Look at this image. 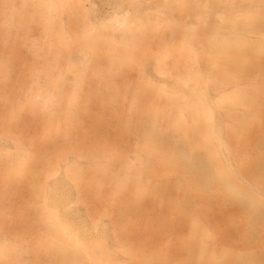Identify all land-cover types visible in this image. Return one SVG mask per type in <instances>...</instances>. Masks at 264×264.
Listing matches in <instances>:
<instances>
[{
	"label": "bare ground",
	"instance_id": "bare-ground-1",
	"mask_svg": "<svg viewBox=\"0 0 264 264\" xmlns=\"http://www.w3.org/2000/svg\"><path fill=\"white\" fill-rule=\"evenodd\" d=\"M123 1L124 15L100 22L85 0H0V63L10 62L0 66V157L19 164L11 175L32 200L31 213L0 216V264H264V0ZM105 72L116 78L97 82ZM101 93L130 114L117 133L138 144L76 143L71 120L53 126L50 103L60 111L72 98L77 122ZM12 101L31 119L6 118ZM141 152L150 181L140 195L155 188L168 211L160 230L146 227L161 237L155 250L100 202L105 182L66 162L76 154L105 170Z\"/></svg>",
	"mask_w": 264,
	"mask_h": 264
},
{
	"label": "rangeland",
	"instance_id": "rangeland-1",
	"mask_svg": "<svg viewBox=\"0 0 264 264\" xmlns=\"http://www.w3.org/2000/svg\"><path fill=\"white\" fill-rule=\"evenodd\" d=\"M85 4L93 14V17L100 22H111L113 17H121L124 15L125 2L123 0H85ZM166 41L169 42L170 39L167 37ZM22 48L21 50H23ZM86 55L87 54L84 55L85 58ZM0 66H10V62L5 60L3 63H0ZM109 75L113 79L116 78L115 74L105 72L99 74L97 82L100 83L103 78ZM34 78H37L38 81H44L42 77H37L36 75H34ZM131 82L135 88H137V86L139 87L140 81L136 72L134 76L131 77L130 83ZM101 89L99 91H101ZM60 93V90H56L54 95L59 97L61 95ZM72 100V98L69 99L71 106H69V104L60 105V111L58 110L57 104L50 103L48 109L54 112L53 119L55 121L53 126H56L60 132L63 131L62 129H67L68 127V125L65 126L66 121L64 122V120H62L63 117L67 118L66 120L68 121H72L68 137L73 142L80 143L82 138L85 137V134L91 136L90 142L92 141L94 144L98 141L100 144L107 140H112L114 144H126L129 141L135 144L140 142L141 138L139 135L136 137H127V135H123L121 132L119 134L117 133L118 127L120 126L119 122L129 118L130 114L124 112V114L119 117V113L113 111L111 105L105 100V95L103 93L98 97V109L86 112L82 117L77 118V122H74ZM34 105H38V101ZM21 107V103L12 101L8 104L7 111H4V115L6 118H9L10 115L8 113L14 112L17 113L18 116H23L19 119V122H22L20 120L23 118H26L24 121L30 120L31 117L28 115H24L23 113L20 114ZM14 121H16L15 118L11 117L9 120L10 126H13L12 123ZM93 125L97 126L98 131L91 134L90 130H92ZM50 134L49 139L52 138ZM32 135L36 137L35 133ZM46 137L48 136L43 138ZM30 139H33V137L30 136ZM102 160L106 161L107 157L101 159V161ZM15 161L13 157H0V168H4L6 173L4 177H0V208H2V210H0V216L2 217L5 215V219L12 218L13 220L20 218L22 213H31L32 210L29 188L26 187V184L15 181L11 175L14 171V167L17 165L18 168L19 166ZM67 161L70 162L69 164L73 165L75 171L79 172V165H84L81 172L83 175L87 176L86 174H88V171H92L94 178L99 180V183L105 182L103 185L99 184L100 202L103 203V205L115 203L114 205L121 213L122 223L126 228L131 224L134 225V230L129 238L133 239L135 244L146 246L149 241L151 249L155 250L160 248L161 237L157 238V240L148 238L146 227L149 225L148 228L152 231L160 230V220L163 216L168 215V211L163 206V194H160L155 188L151 189V194L148 198L140 195L142 191L147 188V184L150 181L149 174L144 171L142 166L146 161V155L143 152L138 154L129 153L127 157H117L114 160V165L105 170L99 167V160H85L76 154L69 155L66 159V162ZM115 189L117 190L116 192L114 191ZM7 191H9V193H7ZM137 195L139 198L135 199L133 202V198ZM169 195L171 194L169 193ZM19 213L20 215L15 217V215ZM16 222L19 224L20 228H26L22 226L21 221L17 220ZM26 232L28 231L26 230ZM173 238L174 234L167 230L164 234V239L166 241H171ZM212 241L215 249L221 246L218 240L214 239ZM251 248H254V246L252 245ZM215 257H218V255H215Z\"/></svg>",
	"mask_w": 264,
	"mask_h": 264
}]
</instances>
